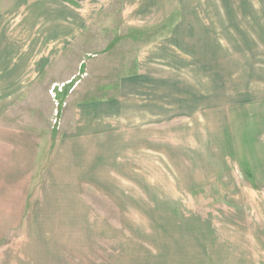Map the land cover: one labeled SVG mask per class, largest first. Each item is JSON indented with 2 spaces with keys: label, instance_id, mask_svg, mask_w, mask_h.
I'll return each instance as SVG.
<instances>
[{
  "label": "rangeland",
  "instance_id": "rangeland-1",
  "mask_svg": "<svg viewBox=\"0 0 264 264\" xmlns=\"http://www.w3.org/2000/svg\"><path fill=\"white\" fill-rule=\"evenodd\" d=\"M0 107L28 143L0 146V187L56 185L91 121L69 166L108 252L117 205L264 202V0H0Z\"/></svg>",
  "mask_w": 264,
  "mask_h": 264
},
{
  "label": "crops",
  "instance_id": "crops-1",
  "mask_svg": "<svg viewBox=\"0 0 264 264\" xmlns=\"http://www.w3.org/2000/svg\"><path fill=\"white\" fill-rule=\"evenodd\" d=\"M95 104L83 107L86 120L103 105ZM90 123L54 143L52 163L59 168L49 173L56 185L0 187V264H264V202H249L251 192L229 203L117 205L116 251L108 252L93 214L101 208L86 200L69 166L91 155ZM0 132V146L28 144L18 134L13 138L10 127Z\"/></svg>",
  "mask_w": 264,
  "mask_h": 264
}]
</instances>
